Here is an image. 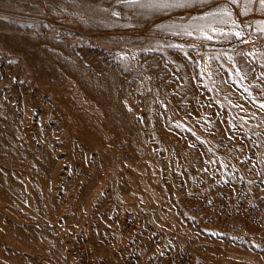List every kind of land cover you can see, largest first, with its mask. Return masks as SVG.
Segmentation results:
<instances>
[{
    "label": "rangeland",
    "instance_id": "1",
    "mask_svg": "<svg viewBox=\"0 0 264 264\" xmlns=\"http://www.w3.org/2000/svg\"><path fill=\"white\" fill-rule=\"evenodd\" d=\"M262 105L259 0H0V264H264Z\"/></svg>",
    "mask_w": 264,
    "mask_h": 264
},
{
    "label": "snow or ice",
    "instance_id": "2",
    "mask_svg": "<svg viewBox=\"0 0 264 264\" xmlns=\"http://www.w3.org/2000/svg\"><path fill=\"white\" fill-rule=\"evenodd\" d=\"M127 2L131 5H139L140 7H147L154 10H163L169 8H188L193 6L194 4H207L210 3L211 0H127ZM230 3H237L238 0H229ZM249 3L255 2V0H248ZM261 5H264V0H259ZM217 14L231 16V12L227 8V5L220 6L219 12H210L207 13L206 16H215ZM194 19H206V17H198ZM234 23V22H233ZM189 35L191 33H188ZM239 36V33H236ZM211 39V37H208ZM264 107V105H262Z\"/></svg>",
    "mask_w": 264,
    "mask_h": 264
}]
</instances>
